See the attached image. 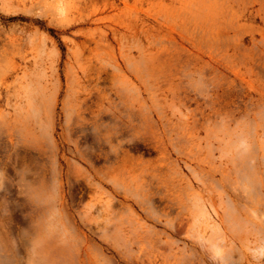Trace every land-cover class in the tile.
I'll use <instances>...</instances> for the list:
<instances>
[{
	"label": "rangeland",
	"instance_id": "rangeland-1",
	"mask_svg": "<svg viewBox=\"0 0 264 264\" xmlns=\"http://www.w3.org/2000/svg\"><path fill=\"white\" fill-rule=\"evenodd\" d=\"M0 264H264V0H0Z\"/></svg>",
	"mask_w": 264,
	"mask_h": 264
}]
</instances>
